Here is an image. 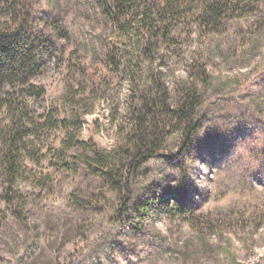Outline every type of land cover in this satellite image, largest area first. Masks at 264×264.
Returning <instances> with one entry per match:
<instances>
[{"label":"rangeland","instance_id":"obj_1","mask_svg":"<svg viewBox=\"0 0 264 264\" xmlns=\"http://www.w3.org/2000/svg\"><path fill=\"white\" fill-rule=\"evenodd\" d=\"M202 1L148 0L144 29L119 28L100 0L0 5V34L39 68L0 85L35 126L27 175L9 186L0 161V264H264V0H224L236 8L207 34ZM189 91L197 133L184 144L168 123L129 188L65 153L71 134L122 146L141 92L173 110Z\"/></svg>","mask_w":264,"mask_h":264},{"label":"trees","instance_id":"obj_2","mask_svg":"<svg viewBox=\"0 0 264 264\" xmlns=\"http://www.w3.org/2000/svg\"><path fill=\"white\" fill-rule=\"evenodd\" d=\"M100 1L107 15L121 29L129 24L130 28L144 29L148 23L155 21L153 16L155 11L149 5L148 0ZM4 2L8 0H0V5ZM200 7L201 12L196 24L205 34L209 31H216L230 8H236L234 4L229 5L224 0H204ZM161 9L164 13L160 12V14L167 25L170 12L166 6H162ZM152 27L155 31L162 33L160 37L164 41L168 36V28L166 26L155 28V25ZM145 30L151 31L149 28ZM156 35L158 37V32ZM13 38L14 36L11 35L2 36L0 34V65H4L0 66V85L7 80L13 83L15 78L21 79L35 75L39 69L33 60V52L24 50L23 43L14 42ZM149 63L152 64V61ZM6 93H8L7 97L0 104L8 111L7 118L4 122H0V161L4 166L8 185L13 186L27 175L25 161L27 158L32 159L28 146L34 143L32 138L35 126L26 102L14 99L10 92ZM197 104L198 100L189 91L181 99L177 108L170 110L159 100L158 93L141 92L132 116L130 133L122 146L115 150H107L101 147L94 138L84 141L80 140L77 135L71 134L65 140V153L71 150L78 151L79 154L74 157L79 159L87 169L105 178L115 188H129L134 172L148 159L155 157L156 151L160 148V142L164 140L163 131L168 128V123L183 124L184 144L190 143L198 130L191 120L192 113L189 111L195 110ZM121 159H125L126 163L119 166Z\"/></svg>","mask_w":264,"mask_h":264}]
</instances>
